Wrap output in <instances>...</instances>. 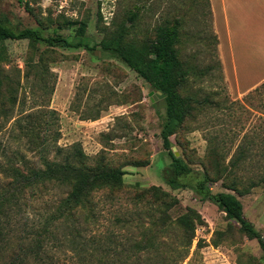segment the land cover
Instances as JSON below:
<instances>
[{
  "label": "rangeland",
  "instance_id": "obj_1",
  "mask_svg": "<svg viewBox=\"0 0 264 264\" xmlns=\"http://www.w3.org/2000/svg\"><path fill=\"white\" fill-rule=\"evenodd\" d=\"M0 21L69 39L77 38L79 22L87 25L85 38L94 50L28 41L3 44L0 152H20L39 165L55 158L54 145L67 149L59 160L71 159L78 146L92 168L125 173L120 189L92 196L80 220L84 223L94 213L89 221L98 218L97 224L83 229L104 247L88 256V264H264L257 240L215 204L191 187L171 188L172 161L161 138L166 103L150 96L161 93L118 54L99 46L122 31L127 43L139 42L155 37L160 26L180 22L177 50L190 71L182 93L200 104L171 137L173 151L194 171L208 173L213 192L236 195L245 218L264 236V87L260 95L235 94L223 72L208 0H0ZM257 32L260 27L249 26L248 35ZM245 49V57L238 58L242 72L248 77L263 72L264 41L251 37ZM239 146L246 154L236 164ZM152 187L168 192L166 200H177L169 211L173 220L190 210L202 217L190 247L177 225L161 230L162 201L146 192ZM47 188V195L33 202L38 212L70 191Z\"/></svg>",
  "mask_w": 264,
  "mask_h": 264
},
{
  "label": "trees",
  "instance_id": "obj_2",
  "mask_svg": "<svg viewBox=\"0 0 264 264\" xmlns=\"http://www.w3.org/2000/svg\"><path fill=\"white\" fill-rule=\"evenodd\" d=\"M135 16L137 14L133 13L132 20ZM180 30L181 24L178 21L173 25L158 27L153 38L132 43L126 42V34L122 31L111 39L103 40L99 46L105 52L118 54L154 91L166 95V120L161 138L172 161L173 176L169 181L171 188L191 187L202 200L215 204L229 221L240 225L242 233L249 239L257 240L264 260V236L245 218L244 206L239 198L228 192H213L210 185L214 180L208 173L194 171L173 151L171 137L193 116L200 104L196 97L182 93L189 82L190 71L180 60L177 50ZM86 31V23L79 22L75 31L77 38L69 39L57 34L45 35L31 28L18 29L0 21V59L3 44L7 41L94 50L85 38ZM261 87H264V83L250 93L260 95ZM17 140L22 141L19 138ZM55 141L54 144H57L58 138ZM54 146L55 158H46L39 165L28 160L23 153L14 152L10 155L5 149L0 152V264H88V256L92 257L94 250L104 248L97 237L88 236V228L83 229L85 224H89L87 227L97 224L98 218L92 223L89 221L94 213L84 223L80 220L87 212L92 196L106 188L120 189L125 173L102 166L92 168L87 164L83 149L78 146L72 148L71 159L65 157L59 160L57 158L63 157L67 149ZM25 149L34 152L30 145L27 147L25 144ZM238 150L234 159L236 164L242 162L246 154L243 146H239ZM215 154L217 149L214 148L211 155ZM48 186L69 187L70 191L53 205H47L46 209L38 212L33 202H39L47 195ZM38 187H41L40 190ZM146 192L162 201L157 219L161 230L177 225L190 247L202 217L190 210L173 220L169 211L177 200H166L171 195L158 187L147 189ZM144 246L147 248V244Z\"/></svg>",
  "mask_w": 264,
  "mask_h": 264
},
{
  "label": "crops",
  "instance_id": "obj_3",
  "mask_svg": "<svg viewBox=\"0 0 264 264\" xmlns=\"http://www.w3.org/2000/svg\"><path fill=\"white\" fill-rule=\"evenodd\" d=\"M213 30L218 40V52L226 80L235 94L247 95L264 83V71L248 77L242 72L238 58L245 57L250 38L264 41V0H209ZM262 32L248 35L249 26ZM248 71V69H247ZM247 77V78H246ZM241 78L248 83L241 82Z\"/></svg>",
  "mask_w": 264,
  "mask_h": 264
},
{
  "label": "water",
  "instance_id": "obj_4",
  "mask_svg": "<svg viewBox=\"0 0 264 264\" xmlns=\"http://www.w3.org/2000/svg\"><path fill=\"white\" fill-rule=\"evenodd\" d=\"M151 98H152V101H156L158 99H164L166 97V95L164 94H159V93H151Z\"/></svg>",
  "mask_w": 264,
  "mask_h": 264
}]
</instances>
